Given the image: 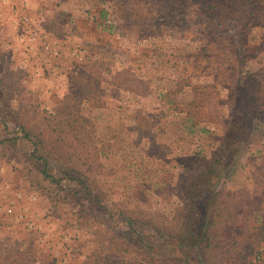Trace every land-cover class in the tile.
<instances>
[{"label":"rangeland","instance_id":"obj_1","mask_svg":"<svg viewBox=\"0 0 264 264\" xmlns=\"http://www.w3.org/2000/svg\"><path fill=\"white\" fill-rule=\"evenodd\" d=\"M14 1L0 264H264V0Z\"/></svg>","mask_w":264,"mask_h":264},{"label":"crops","instance_id":"obj_2","mask_svg":"<svg viewBox=\"0 0 264 264\" xmlns=\"http://www.w3.org/2000/svg\"><path fill=\"white\" fill-rule=\"evenodd\" d=\"M14 2V0H0V29L4 26H8L15 32L17 18L13 12L12 5ZM49 2L50 0H28L29 8L32 9L33 12H37L40 17L45 16L46 19L50 14L52 15L50 7H45Z\"/></svg>","mask_w":264,"mask_h":264},{"label":"trees","instance_id":"obj_3","mask_svg":"<svg viewBox=\"0 0 264 264\" xmlns=\"http://www.w3.org/2000/svg\"><path fill=\"white\" fill-rule=\"evenodd\" d=\"M210 199L211 198L208 197L207 202H209ZM207 209L208 208L205 209V212H207ZM213 222H214L213 220L212 221H210L209 219L206 220V222L204 223V226H203L202 230H200V232H198L199 234L197 235V239H195V243L196 244L198 243L200 246H204L207 243L208 246H211V244L208 243L209 240H210V235H209L210 234V231L208 232L207 230L209 229V225H213L214 224ZM188 223H189L188 221H185V223H184L185 228L187 227V229H185L186 232H185L184 235H187L188 234V238H189ZM180 243L187 244L188 243V239H186L184 237V239H180ZM205 249L207 250V247Z\"/></svg>","mask_w":264,"mask_h":264},{"label":"built area","instance_id":"obj_4","mask_svg":"<svg viewBox=\"0 0 264 264\" xmlns=\"http://www.w3.org/2000/svg\"><path fill=\"white\" fill-rule=\"evenodd\" d=\"M25 3H27V2H25ZM23 23L25 25H28L29 27H32V25L30 24L31 22L27 18H24L23 19ZM29 34H30V37L28 38L29 41H31V40L33 41V40H35V38H36V36L38 34V31L35 28L34 29L33 28H30ZM9 212L12 213V210H10Z\"/></svg>","mask_w":264,"mask_h":264}]
</instances>
